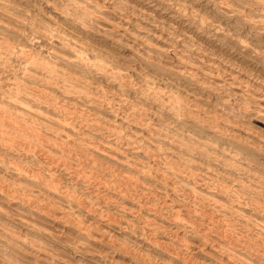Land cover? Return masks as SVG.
<instances>
[{"label": "rangeland", "instance_id": "374dc122", "mask_svg": "<svg viewBox=\"0 0 264 264\" xmlns=\"http://www.w3.org/2000/svg\"><path fill=\"white\" fill-rule=\"evenodd\" d=\"M0 264H264V0H0Z\"/></svg>", "mask_w": 264, "mask_h": 264}]
</instances>
